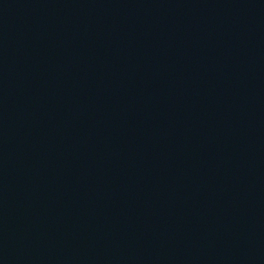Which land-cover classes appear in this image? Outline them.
<instances>
[{
    "label": "water",
    "instance_id": "1",
    "mask_svg": "<svg viewBox=\"0 0 264 264\" xmlns=\"http://www.w3.org/2000/svg\"><path fill=\"white\" fill-rule=\"evenodd\" d=\"M0 264H264V0H73L0 57Z\"/></svg>",
    "mask_w": 264,
    "mask_h": 264
}]
</instances>
